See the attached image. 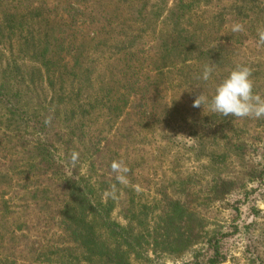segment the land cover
Segmentation results:
<instances>
[{"label": "rangeland", "instance_id": "rangeland-1", "mask_svg": "<svg viewBox=\"0 0 264 264\" xmlns=\"http://www.w3.org/2000/svg\"><path fill=\"white\" fill-rule=\"evenodd\" d=\"M262 26L264 0H0V260L102 264L64 219L68 181L84 178L144 238L132 264H264V118L192 107L237 64L264 97Z\"/></svg>", "mask_w": 264, "mask_h": 264}, {"label": "trees", "instance_id": "trees-1", "mask_svg": "<svg viewBox=\"0 0 264 264\" xmlns=\"http://www.w3.org/2000/svg\"><path fill=\"white\" fill-rule=\"evenodd\" d=\"M48 46V45H47ZM49 47V46H48ZM45 52H41L40 58L45 55ZM43 55V56H42ZM49 64L44 66V69L47 73V76L50 74L51 66L48 68ZM0 89H2L0 87ZM5 91H12L4 88ZM14 91V90H13ZM14 97V94L12 95ZM8 98V96H7ZM38 149V148H36ZM43 155V154H41ZM48 154H45L47 156ZM53 158V157H52ZM49 158V159H52ZM68 181V180H67ZM69 183V197L70 202L66 205L67 216H64L65 220L69 223H72L73 226L76 223H81L77 225L82 227L76 230L80 244L85 248L89 257L97 258L102 264H132L131 261H134V257L140 256L141 252L145 249L143 243L144 238H136L133 233H130L125 228L120 227L118 224L110 221L109 218V205L102 204L100 199L96 198L93 188L90 186L89 181L84 178H78L77 181ZM215 190L219 191V195L225 193V186H229V183L219 181L213 183ZM167 210L176 209L177 207H171L172 204L165 203ZM185 212V216H186ZM93 216L92 220L88 223H84V219L88 216ZM171 217V210L167 213L165 221L162 224H169ZM165 222V223H164ZM96 229H99L100 232L97 233ZM159 229H161L159 227ZM186 232L190 234L189 239L182 241L188 245L187 247H192L200 243L202 236H193V229H186ZM164 234L168 236L167 229H164ZM193 234V235H192ZM156 246L157 243L155 242ZM133 255V258L131 256ZM218 254L216 253V257ZM65 263H68L67 260L63 258ZM49 261V258L48 260ZM219 258H211L203 262H195V264H218ZM0 264H17L16 260L9 257H3V260H0Z\"/></svg>", "mask_w": 264, "mask_h": 264}, {"label": "clouds", "instance_id": "clouds-1", "mask_svg": "<svg viewBox=\"0 0 264 264\" xmlns=\"http://www.w3.org/2000/svg\"><path fill=\"white\" fill-rule=\"evenodd\" d=\"M231 31L239 33L244 31L242 23H235ZM258 46L264 47V26L257 28ZM214 71V66L204 65L202 74L197 79L207 82ZM252 69L243 64H237L236 67L229 73V75L215 87L214 95L209 97L204 91L195 96L192 107L200 108L207 107L209 112L219 114L223 117H235L238 119L264 118V97L254 93ZM200 88V86H196ZM45 123H49L48 120ZM78 160V153L71 154L70 162L75 165ZM110 169L115 173L116 182L120 185H128L129 180L127 174L130 169L120 160H114L110 164ZM108 195L115 198L116 186L112 185Z\"/></svg>", "mask_w": 264, "mask_h": 264}]
</instances>
